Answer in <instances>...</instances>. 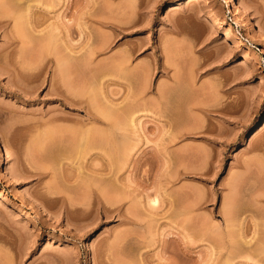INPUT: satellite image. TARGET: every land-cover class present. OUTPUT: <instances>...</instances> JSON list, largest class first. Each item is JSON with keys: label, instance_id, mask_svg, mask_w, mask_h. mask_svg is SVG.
Segmentation results:
<instances>
[{"label": "rangeland", "instance_id": "rangeland-1", "mask_svg": "<svg viewBox=\"0 0 264 264\" xmlns=\"http://www.w3.org/2000/svg\"><path fill=\"white\" fill-rule=\"evenodd\" d=\"M15 1L0 264H264V0Z\"/></svg>", "mask_w": 264, "mask_h": 264}, {"label": "bare ground", "instance_id": "bare-ground-1", "mask_svg": "<svg viewBox=\"0 0 264 264\" xmlns=\"http://www.w3.org/2000/svg\"><path fill=\"white\" fill-rule=\"evenodd\" d=\"M16 1H17V2H16ZM16 1H15V2L18 3L19 5H21L22 2H23V4H24V0H16ZM18 4H17V5H18ZM19 7H20V6H19ZM19 7L17 8L18 10H19ZM21 7H22V6H21ZM21 7H20V8H21ZM27 7H28V10H29V9H31L33 6H32V7H31V6H27ZM24 8H25V7L23 6V10H24ZM21 9H22V8H21ZM21 9H20V10H21ZM26 9H27V8H26ZM26 9H25V10H26ZM235 9H236V7H235ZM20 12H21V11H20ZM23 12H24V11H23ZM23 12L20 13V14H21V15L24 14ZM17 13H18V11H17ZM25 13H26V12H25ZM235 14H237V13L235 12ZM239 14H240V13L238 12V16H240L242 13H241L240 15H239ZM6 16H7V15H6ZM19 16H20V15H19ZM19 16H17V17L19 18ZM22 17H23V15H22ZM0 18H1V17H0ZM3 18H4V17H3ZM18 18H15V19H18ZM20 19H21V17H20ZM15 21H16V20H15ZM18 21L20 22V20H18ZM19 22H18V24L21 25V22H20V23H19ZM4 23H5V22H4ZM49 35H50V34H49ZM47 36H48V35H47ZM48 38H50V37H48ZM52 39H53V38H52ZM49 40L51 41V39H49ZM50 41H48L47 46H46V44L44 45V47H46V54H47L48 56H51L50 54L54 53V52H53V50H54V48H53V47H54V45H53V44H54V40L52 41L53 44H51L52 42H50ZM13 42H14V41H13ZM44 49H45V48H44ZM5 50H6V49H5ZM10 51H11V50H10ZM5 52L8 53V54H11V53L13 54V53H14V51L9 53V50H8V51L6 50ZM44 52H45V51H44ZM6 53H5V54H6ZM19 53H21V52H19ZM12 54H11V55H12ZM44 54H45V53H44ZM63 56H64V55H63ZM63 56H62V57H63ZM37 57H39V56H37ZM52 57H53V56H52ZM54 57H55V55H54ZM39 58H40V57H39ZM46 58H47V57H46ZM55 58H57V57H55ZM60 58H61V57H60ZM70 58H71V57L68 56V55H67L66 57L61 58V59H60L61 62H59V67H60V68L58 67L59 70H61V71H60L61 73L59 72L60 75H59V73H58V75L61 76V77H59V79L61 78V79L63 80V82H62V80H61V84H63L64 87L67 88V89H69V90H70V88H68V83H69V82H68V79L70 78V77L68 76V75H69V71H70L69 68H70V66H72L71 64H73V62L70 61V60H71ZM40 59H41V58H40ZM42 59H43V57H42ZM62 59H64V60H62ZM245 59H247V57H245ZM36 60H37V59H36ZM33 61H34V60H33ZM33 61L31 60L30 62H33ZM40 61H41V60H40ZM57 61H58V59H57ZM70 62H71V64H70ZM38 63H39V61H38ZM41 63H42V62H41ZM41 63H40V64H41ZM27 64H28V63H26V64L24 63V64H23V65H24V68H25V65H27ZM29 64H30V63H29ZM33 64H34V62H33ZM35 64H36V63H35ZM13 65H14V64H13ZM36 65H37V64H36ZM28 66H29V65H28ZM19 67H20V65H19ZM19 67H18V68H19ZM36 67H37V66H35V68H36ZM39 67H41V66H39ZM29 68H30V67H29ZM33 68H34V67H33V65H32V69H33ZM23 70H24V69H23ZM28 70H31V69H28ZM34 70H35V69H34ZM24 71H25V70H24ZM31 71H32V70H31ZM19 72H20V68H19ZM33 72H34V71H33ZM21 75H24V74H21ZM28 75H29V74H28ZM31 76H32V75H31ZM174 78H175V77H174ZM174 78H173V81L175 80L174 82L176 83V79H174ZM52 79H53V78H52ZM173 81H172V82H173ZM54 82H55V81H54ZM54 82H53V83H54ZM57 82H58V81H57ZM58 83H59V82H58ZM51 84H52V83H51ZM52 85H53V84H52ZM63 85H60V86H63ZM53 86H54V85H53ZM55 86H56V85H55ZM55 86H54V87H55ZM69 86H70V84H69ZM56 87H58V86H56ZM51 88H52V87H51ZM52 89H53V88H52ZM57 89H58V88H57ZM67 89H66V90H67ZM53 91H54V90H53ZM64 92H65V91H64ZM66 92H68V90H67ZM66 92H65V93H66ZM70 92H71V90H70ZM61 94H62V93H61ZM61 94H60V96H61ZM68 94H70V93H68ZM67 96H68L67 94H66V97H63V96H62V97H63V101H62V102L64 103V105L73 106V103H72L73 100L70 101V100H69L70 98H68ZM80 103H81V102H80ZM81 104H82V103H81ZM79 105H80V104H79ZM109 109H110V108H108V110H109ZM105 110H106V109H105ZM102 111H103V110H102ZM102 111H101V112H102ZM106 111H107V110H106ZM110 111H111V110H110ZM110 111H109V112H110ZM103 112H104V111H103ZM103 112H102L101 114H103V116L106 118V116H108V115H106V113H103ZM1 113H2V112H1ZM1 113H0V114H1ZM111 113H112V111H111ZM104 114H105V115H104ZM107 114H109V113H107ZM110 116H111V115H110ZM94 117H95V116H94ZM91 118H92V117H91ZM57 119H58V118H57ZM53 120H54V119H53ZM93 120H94V121H98V120L95 119V118H94ZM132 120H133V119H132ZM47 121H48V120H47ZM49 121H50V120H49ZM54 121H56V118H55ZM100 121H101V120H100ZM133 121H134V120H133ZM20 122H21V121H19V123H20ZM44 122H45V121H44ZM52 122H53V121H52ZM52 122H51V123H52ZM101 122H102V121H101ZM130 122H132V121H130ZM16 123H17V122H15V124H16ZM19 123H18V124H19ZM9 124H10V123H9ZM15 124H14V125H15ZM26 124H27V123H26ZM31 124H32V123H31ZM44 124H45V123H44ZM49 124H50V123H49ZM81 124H82V123H81ZM23 125H25V124L23 123ZM27 125H28V124H27ZM84 125H85V124H84ZM19 126H20V125H19ZM30 126H32V125H30ZM39 126H40V125H39ZM39 126H38V124H37V130L40 129V128H43V127H47V126L51 127L50 125H47V126L43 125V127H41V126H42V125H41L40 128H39ZM52 126H53V125H52ZM81 126H83V125H81ZM5 127H8V126H5ZM13 127H14V126H13ZM33 127H34V125H33ZM49 127H48V128H49ZM9 128H10V125H9ZM9 128H8V129L5 128V129H6L5 131L2 130V131H4V133H1V131H0V133H1V135H2V138L5 139V141H7V140H9V139H12V138L14 137L15 133H16V132H14V131H16V129L13 130L14 134H13V132L10 130V129H12V126H11L10 129H9ZM25 128H28V126L25 127ZM35 128H36V127H35ZM64 128H65V127H64ZM82 128H83V127H82ZM19 129H21V128L19 127ZM19 129H18V130H19ZM46 129H47V128H46ZM61 129H62V128H61ZM65 129H66V128H65ZM37 130H36V132H37ZM68 130H69L68 128L66 129V131L64 130V131H65V134H66V132H68ZM84 130H85V129H84ZM50 131L52 132V127H51V129L48 130V132H50ZM53 131H55V132L57 133V131H56L55 128L53 129ZM58 131H59V130H58ZM70 131H73V132H74V130H70ZM75 131H76V130H75ZM11 132H12V133H11ZM42 132H43V131H42ZM80 132H81V134H80ZM87 132H88V130L86 131V134H87ZM45 133H46V132H45ZM61 133H63V131H61ZM61 133H60V134H61ZM70 133H71V132H70ZM78 133L80 134V135H79V137H80L79 140H80V141H82L81 138L84 139V137H87V136L85 135V132H84L83 130H82V131L79 130ZM42 134H43V133H42ZM48 134H49V133H48ZM51 134H53V132H52ZM76 134H77V132H76ZM9 135H10V136H9ZM16 135H17V134H16ZM18 135H19V133H18ZM44 135H45V134H44ZM46 135H47V134H46ZM58 135H59V134H58ZM66 135H67V134H66ZM66 135H63V136H66ZM68 135H69V134H68ZM87 135H88V134H87ZM38 136H40V137L42 136V137H43V135H41L40 133H38V135H36V137H35L36 139L33 140V141L31 140V142H32V143L38 148V150H39V148H40V150H41V148H42V150L46 148V149H45V151H46V150H47V147H45V146H47V144L44 146L43 138H42V137H41L42 139H41V138H37ZM47 136L49 137V136H51V135L49 134V135H47ZM53 136H55V135H53ZM53 136H52V137H53ZM59 136H60V135H59ZM61 136H62V135H61ZM72 136H73V135H72ZM48 137H45V138H48ZM67 137H68V136H67ZM67 137H66V138H67ZM73 138H75V137H73ZM6 139H7V140H6ZM33 139H34V138H33ZM49 139H51V138H49ZM56 139H57V138H56ZM56 139H55V141H56ZM58 139H59V138H58ZM71 139H72V138H71ZM85 139H86V138H85ZM85 139H84V140H85ZM12 140H15V139H12ZM44 140H45V139H44ZM60 140H61V139H60ZM84 140H83V141H84ZM9 141H10V140H9ZM69 141H70V140H69ZM83 141H82V142H83ZM19 142H20V141H19ZM19 142H18V143H19ZM52 142H53V140H52ZM73 142H74V139H73ZM82 142H81V145L84 146V145L82 144ZM84 142H85V141H84ZM84 142H83V143H84ZM65 143H67V142H65ZM68 143H69V142H68ZM76 143H77V142H76ZM55 144H56V143H55ZM55 144H54V145H55ZM74 144H75V143H74ZM84 144H85V143H84ZM48 145H49V144H48ZM54 145H53V146H54ZM61 145H62V144H61ZM61 145H60V146H61ZM65 145H66V144H65ZM35 146H34V147H35ZM51 146H52V145H51ZM51 146H50V147H51ZM74 146H75V145H74ZM79 146H80V145H79ZM36 147H35V148H36ZM44 147H45V148H44ZM50 147H48V148H50ZM51 148H53V147H51ZM51 148H50V149H51ZM77 148H79L78 145H77ZM79 149H80V148H79ZM81 149H82V148H81ZM51 150H52V149H51ZM36 151H37V149H36ZM45 151H41V152H43V153L45 154ZM47 151H48V150H47ZM47 151H46V152H47ZM49 151H50V150H49ZM53 151H54V150H53ZM37 153H38V152H37ZM48 153H49V152H48ZM39 154H40V153H39ZM41 154H42V153H41ZM41 154H40V155H41ZM42 155H43V154H42ZM45 156H46V155H45ZM49 156H51V155H49ZM42 157H43V156H42ZM46 157H48V156H46ZM43 158H44V157H43ZM44 159H45V158H44ZM47 159H50V158H47ZM47 159H46V160H47ZM25 160H26V159H25ZM26 161H27V160H26ZM19 163H20V162H19ZM93 191H94V193H99V194H101V189H99V188H95V190L93 189ZM3 196H4V194L0 191V198L3 197ZM100 197H101V195H100ZM156 198H157V197H156ZM156 198H153L152 200H150V201H151L150 203H151L152 205H154V204L157 203V199H156ZM99 200H100V199H99Z\"/></svg>", "mask_w": 264, "mask_h": 264}]
</instances>
